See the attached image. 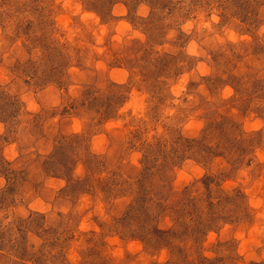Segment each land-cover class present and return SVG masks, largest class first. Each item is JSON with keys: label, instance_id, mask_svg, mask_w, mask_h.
<instances>
[{"label": "rangeland", "instance_id": "obj_1", "mask_svg": "<svg viewBox=\"0 0 264 264\" xmlns=\"http://www.w3.org/2000/svg\"><path fill=\"white\" fill-rule=\"evenodd\" d=\"M67 2L65 8V0H0V32L9 47L20 40L27 56L23 63L17 58L9 68L22 80L25 91L30 89L35 96L51 84L66 93L72 76L83 73L78 102L65 106L62 98L61 106L46 107L37 98L40 111L35 113L25 109L20 85L14 93L5 90L8 85L0 87V121L5 122L0 145L10 142V136L16 139L13 133L22 122L21 115L30 119L23 121L28 127L19 131L34 137V148L40 140L45 146L51 143L46 155L36 150L28 160L21 156L7 161L0 155V174L6 181L0 188V211L4 213L0 218V264H264V235L255 237L258 245L249 240L259 209L249 205L244 192L264 175V163L256 156L257 149L264 151V127H245L255 119L264 121V32L260 31L264 0ZM141 2L149 8L147 18L136 15ZM76 3L80 11L73 15ZM117 3L126 9L125 15L113 14ZM197 11L204 13L205 20L215 14L218 20L211 26L224 38L223 43L201 44L205 56H189L185 45L189 39L198 37L199 43L205 33H213L193 29L185 34L179 27ZM85 12L99 17V25L105 26L99 44L94 35L99 34V25L91 17L82 18ZM174 15L179 19H169ZM61 16L68 18L67 27L58 19ZM121 20L142 32L144 40L129 39L127 30L119 42L114 40ZM173 27L176 35L167 39ZM225 28L236 34L235 42L227 39ZM69 29L74 33L71 40ZM243 36L248 39H241ZM164 44L175 51L164 49ZM97 48L103 51L97 52ZM97 62L104 68L97 69ZM200 62L209 68L205 75L197 69ZM72 68L77 73H71ZM121 71L127 73L125 83L113 79ZM184 73L192 75L178 99L187 103V94L201 84L212 97L196 93V107L201 109L198 119L204 121L198 139H185L178 128L166 126L167 138L153 136L149 142L145 139L147 122L123 136L118 135L121 129L106 127L118 118V108L132 88H143L154 101L148 112L154 127L160 107L171 98L168 81L175 82ZM225 85L233 90L226 100L220 98ZM80 108L87 121L83 131L74 134L68 131L71 122L65 117L80 114ZM57 115L60 120L55 125L47 123ZM93 137L101 138L95 152ZM133 151L141 152L139 168L128 162ZM189 157L205 171L203 176L185 181L179 173ZM77 162L85 170L82 179L73 177ZM13 163L21 166L13 169ZM246 167L252 168L249 185L236 182L226 190L224 184L236 181L239 170ZM59 179L66 183L58 190L48 184ZM26 193H30L27 199ZM84 195L90 204L77 212ZM36 197L51 205L47 213L28 208ZM98 197L100 211L95 206ZM65 204L69 205L67 213L59 210ZM20 206L27 216L12 212V219L4 224L9 209ZM53 210L55 218L50 220ZM29 232L40 241L38 245L29 239ZM249 252L261 258L253 259Z\"/></svg>", "mask_w": 264, "mask_h": 264}, {"label": "clouds", "instance_id": "obj_2", "mask_svg": "<svg viewBox=\"0 0 264 264\" xmlns=\"http://www.w3.org/2000/svg\"><path fill=\"white\" fill-rule=\"evenodd\" d=\"M56 3H61V0H56ZM64 7H68V2L65 0ZM75 12L72 14H76V12L80 11V5L78 3L74 4ZM149 12L148 6L141 2L138 5V8L136 10V15L140 17L147 18ZM113 14H120L125 15L126 9L123 7L122 4L117 3L113 8ZM85 17H91L94 21L97 22L99 25V17L95 16L91 12H85L83 13L82 18ZM58 19L61 20L62 23L67 27L68 24V18L66 16H61ZM169 19L178 20L179 16L174 15L173 17H170ZM218 20V17L213 14L209 17L208 20L204 19V13L203 12H193L190 14V16L184 20L183 23L179 25L180 29L185 34H190L193 29H195L196 33H201L202 30H207L208 33H213V35L209 36L207 33L204 34V39L200 40L199 43L198 37H194L192 39H189L187 44L185 45L184 51L189 56H205L206 53L204 50L200 47L201 44H209L210 41H215L219 43H223L224 38L216 35L214 33V30L212 28V23L216 22ZM167 22V21H166ZM125 30L131 33V38H138L141 41L144 40V34L138 30H133L131 25L126 23L125 21L121 20L119 23V27L117 28V35L113 37L114 40L120 41L121 34H125ZM79 31V29H77ZM106 29L105 26L99 25L98 32L99 34L95 35L97 44L101 43V37L104 35ZM261 32H264V27L260 29ZM224 32L227 36V39L235 42L237 40V36L234 32L230 31L228 28L224 29ZM9 35H11V31L9 30ZM72 35L74 33L71 29H69L68 39L71 40ZM176 35V29L175 27L171 28L167 32V39H173ZM241 39L247 40V36L240 37ZM163 48L169 51H175V49H170L167 44L163 45ZM97 52H102L103 49L97 48L95 49ZM159 50V47L158 49ZM36 55H38V51L34 52V55L32 56V59H36ZM19 58L21 63L25 59H27V56L24 53V50L22 47H20V40H17L14 44H12L9 47L8 41L4 38V35L2 32H0V59H2V63H0V87L8 85V87L5 89L6 91H9L10 93L16 92L17 85H20V91H21V100L25 104V109L28 112L35 113L40 111V104H38L37 98H39L46 107H57L61 106L62 104V98L64 100V105L72 103L73 101L78 102L81 98V88H80V79L83 78V73H77V70L75 68L69 69L71 73H77V75L72 76V83L68 86L67 92H64V89L56 90L53 88V86L50 84L47 87H45L42 91H38L35 93V96L33 95V92L29 89L28 91H25V87L22 83V80L15 77V74L9 70L10 66L13 65L16 61V59ZM97 69H103L104 64L102 62L96 63ZM197 69L200 72L201 75H205L209 72V68L205 65V63L200 62L197 64ZM192 75L191 73H184L178 77V79L173 82L171 80L168 81L169 84V92L171 93V98L165 102L164 105L160 107V117L159 121H157L153 127V124L149 121L148 112L152 105L154 104V101L150 99L149 93L145 91L143 88L137 90L136 88H132L128 93V98L125 100V102L118 108L117 116L118 118L111 120L107 123L106 127L108 129H121L118 133V135L123 136L128 132L129 129H134L138 124L147 122L148 132L146 134L145 139H147L149 142H151L153 136H164L167 138V127H176L179 129V134L185 138V139H198L199 138V131L204 127V121L198 119L201 109L196 107V105L199 104V98L196 95V93H200L207 97L208 99H212V97H208V93L206 92L203 84H201L194 93L187 94V103L182 102L181 99H178V97L181 96L182 93H185L186 91V84L188 82L189 76ZM27 79V77H24ZM193 79H197L198 77L192 76ZM113 79L116 80L118 83H125L127 79V73L124 71L119 72L118 75L113 74ZM138 79V77H137ZM14 81V82H13ZM233 94V90L231 87L225 85L224 88L220 91V98L221 99H227L229 96ZM25 109H22L21 112L23 113ZM191 109V111H189ZM80 114L76 115H70L65 117L66 120H70L71 127L68 129V131L74 133V134H80L85 126V123L87 121V115L84 114L85 110L83 108L79 109ZM22 122L17 126V131L13 133V135L16 137V139H12V137H9L10 142H4L2 145H0V155H3V157L7 161H16L17 157H23L24 160H28L34 157V152L38 150L42 155H46L48 152L51 151V143L44 145L43 140H40L37 142L38 147L34 148L31 141L34 139L30 134H27L25 132L19 131L20 129H26L28 125L24 123L23 121L30 119V117H25L21 115L18 117ZM251 119V117H250ZM60 120V116H53L47 123L50 125H55L57 121ZM131 122V123H130ZM124 125H128L127 128L124 127ZM247 130H257L261 127H264V121L260 119H255L252 123L245 125ZM52 131L55 132V127L52 128ZM5 132V122L0 121V135H3ZM100 137H93V147L92 151H97V148L95 147L96 142L99 141ZM256 156L259 159L260 162L264 163V151H261L260 149L256 150ZM141 157L140 151H133L128 156V162H130L131 165L136 166L137 168L140 167L139 160ZM256 161H253L252 167L255 166ZM13 169H18L21 165L20 163H13L12 165ZM252 170V168H241L239 170V174L236 177V181H228L224 184V188L226 190H230L232 187L235 186L236 182H239L244 185H249V181L252 179L248 173ZM204 168L199 166L192 158H188L186 162L183 164V168L180 171V177L185 181H190L193 179V177L199 178L203 176L204 174ZM85 175V170L83 167V164L80 162H77L73 168V177L82 179ZM5 178L2 174H0V188H3L5 186ZM65 180L59 179L56 181L49 180L48 184L51 185L55 190H58L59 188H62L65 186ZM245 195L248 196L249 200L248 203L253 208H258L259 211L256 212V220L253 226L249 229V240L252 243L259 244V241L255 239L258 235H264V175H261L258 179H255L252 181L250 186H247L244 188ZM30 195V193L25 194V198ZM19 197H17V200ZM51 199V197H49ZM90 204L89 197L87 195L81 196L79 204L76 208V211L79 212L83 210L84 208L88 207ZM96 210L100 211L102 208V204L100 202L99 197L96 200ZM51 207L50 204L44 203L39 197H36L31 200V202L28 203V208L32 210H36L39 212L47 213L49 208ZM69 208V205L65 204L62 206L59 210L62 212L67 213ZM12 212H17L23 216H27V211L23 206H20L18 208H10L9 209V215L7 219H3V223L7 224L9 220L12 219ZM4 213L0 211V218H2ZM101 216L104 219H107V217L103 216V213L101 212ZM55 218V210L49 215V219ZM85 220L87 217L84 218ZM85 224L81 223L80 228H84ZM92 227H95V225H92ZM163 227V225H161ZM228 225H225V228H227ZM99 229H97L98 231ZM28 237L31 241L35 242L37 245L40 243V241L32 235L31 232L28 233ZM209 239H212V234H209ZM243 250V246H242ZM264 255V254H262ZM249 256L253 259H260L261 257H256L254 253L249 252ZM163 259V256L161 257Z\"/></svg>", "mask_w": 264, "mask_h": 264}]
</instances>
